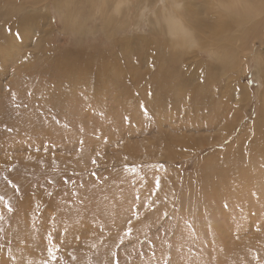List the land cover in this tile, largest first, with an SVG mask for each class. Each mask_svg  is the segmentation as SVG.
I'll return each mask as SVG.
<instances>
[{
	"label": "rangeland",
	"instance_id": "1",
	"mask_svg": "<svg viewBox=\"0 0 264 264\" xmlns=\"http://www.w3.org/2000/svg\"><path fill=\"white\" fill-rule=\"evenodd\" d=\"M263 13L0 0V264H264ZM163 60L169 105L129 82Z\"/></svg>",
	"mask_w": 264,
	"mask_h": 264
},
{
	"label": "bare ground",
	"instance_id": "2",
	"mask_svg": "<svg viewBox=\"0 0 264 264\" xmlns=\"http://www.w3.org/2000/svg\"><path fill=\"white\" fill-rule=\"evenodd\" d=\"M172 6V5H171ZM264 14V13H263ZM222 16V15H221ZM264 17V15H263ZM202 20V19H201ZM174 21V20H173ZM179 21V20H178ZM176 23V22H175ZM263 23H264V20H263ZM172 28V27H171ZM184 30V29H183ZM171 32V31H170ZM173 34V33H172ZM189 40V39H188ZM194 40V38H193ZM190 42V41H189ZM193 42V41H192ZM166 52V51H165ZM172 57H166L165 60H171ZM173 63V62H172ZM168 63L163 60L162 63L159 64V66H157L156 70L154 71H144L142 72V68L141 69H138V73L135 72V75L134 76H131L129 78V82L132 83L135 87H137L138 90L142 91V94L145 96L148 91L150 92L151 90L148 89V85L147 84H151L152 86H154L156 88V91H155V95H154V98H156L157 100H160V101H163L161 103H168L171 101V97H176V95L178 94L177 92L175 93L174 91V94L171 93V90L173 89V86L171 85V83L173 82H179V81H184V83H189V78L190 80L192 79H195L196 77H193L192 75H190V77L188 76H185V73H175V71L173 70H168L166 68H169L167 67ZM170 64V63H169ZM151 67L149 66V69ZM148 69V68H147ZM153 69V68H151ZM150 69V70H151ZM181 71V70H180ZM131 73V72H130ZM138 77V78H136ZM142 79H145V82L146 83L145 85H142V84H139L140 83V80ZM143 83V82H142ZM190 87V86H189ZM148 89V90H147ZM188 90V89H187ZM181 92V91H180ZM186 92V91H185ZM184 92V93H185ZM188 92V95H194V94H198V93H195L193 92L192 90H189L187 91ZM186 92V93H187ZM185 93V94H186ZM151 94V93H150ZM184 94V95H185ZM182 95V94H181ZM187 95V96H188ZM150 97V96H148ZM178 97V96H177ZM197 97V96H196ZM238 97V96H236ZM185 98H187L185 96ZM190 98V97H188ZM179 99V98H178ZM237 99V98H236ZM175 100V99H174ZM182 100V99H181ZM153 101V100H152ZM197 101V100H196ZM156 103V101H154ZM190 101L188 100L187 101V105ZM154 103V104H155ZM153 104V103H152ZM195 104V103H194ZM160 105V104H159ZM158 105V107H159ZM162 105V104H161ZM166 105H169L166 104ZM171 105V103H170ZM190 105V104H189ZM184 106V104H182V107ZM197 106V105H196ZM162 107V106H161ZM168 107V106H167ZM165 107V108H167ZM173 107V106H172ZM177 107V106H176ZM160 108V107H159ZM171 108V107H170ZM174 108V107H173ZM172 108V109H173ZM177 109V108H175ZM197 109V108H196ZM161 114V113H160ZM146 126V125H145ZM165 128H163L164 130ZM171 129L173 130V126L171 125ZM175 131H178L177 129H174ZM166 131V130H165ZM171 131V130H170ZM172 138V137H171ZM163 143H165V149H168L167 151V157L169 158H172V152H173V147H176L177 145H179L180 143H182V140H179V138H174V139H171V140H167V142L165 141H162ZM183 143L185 144V146H194V142L192 141H183ZM179 147V146H178ZM164 148V147H162ZM242 181V180H240ZM237 183V182H236ZM237 185V184H236ZM249 231H247V233H250L251 235V241L252 243H254L256 245V248H259L257 249L256 251L258 252H261V254H264V245L261 243V241H263V235H261L262 233L261 232H258L260 229H263V226L262 227H258V226H255V225H252L249 227ZM264 231V230H263ZM255 232V233H254ZM40 239V238H39ZM39 243L41 244L42 243V240H39ZM27 261V260H26Z\"/></svg>",
	"mask_w": 264,
	"mask_h": 264
},
{
	"label": "snow or ice",
	"instance_id": "3",
	"mask_svg": "<svg viewBox=\"0 0 264 264\" xmlns=\"http://www.w3.org/2000/svg\"><path fill=\"white\" fill-rule=\"evenodd\" d=\"M210 55H211V53H210ZM204 72H205V79H206L207 78V69H205Z\"/></svg>",
	"mask_w": 264,
	"mask_h": 264
}]
</instances>
